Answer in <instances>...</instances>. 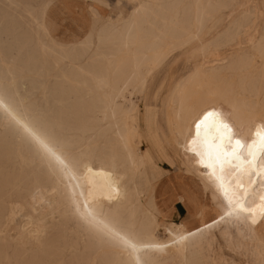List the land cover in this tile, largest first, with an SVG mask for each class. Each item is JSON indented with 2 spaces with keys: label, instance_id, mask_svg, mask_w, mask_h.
<instances>
[{
  "label": "bare ground",
  "instance_id": "1",
  "mask_svg": "<svg viewBox=\"0 0 264 264\" xmlns=\"http://www.w3.org/2000/svg\"><path fill=\"white\" fill-rule=\"evenodd\" d=\"M131 1L127 17L63 33L71 51L51 69L58 0H0V264H193L197 234L208 264H264V0ZM180 50L202 59L171 89L164 143L193 228L159 218L161 172L129 126L132 96ZM207 111L233 130L219 156L203 129L191 143Z\"/></svg>",
  "mask_w": 264,
  "mask_h": 264
},
{
  "label": "rangeland",
  "instance_id": "2",
  "mask_svg": "<svg viewBox=\"0 0 264 264\" xmlns=\"http://www.w3.org/2000/svg\"><path fill=\"white\" fill-rule=\"evenodd\" d=\"M87 2L90 5V29L92 26H99L107 20L116 22L122 17L129 16L136 5L131 0H87ZM98 2L108 7L105 15L96 12L95 7L99 6ZM258 2L262 4V0H258ZM54 31V27L52 26L47 37L48 44L51 47L49 49L50 53L46 56V61L44 63L45 66L51 69L54 68L53 64L58 60L57 56L59 52H70V47L72 46L64 34L57 36L54 34ZM221 51L228 52L229 49L223 48ZM72 58L73 57L66 58L65 62H72ZM60 59L59 63L63 62ZM201 59V56H195L192 53L189 54V52L188 54L185 52L181 53V50L175 52L167 60L165 65L150 77L146 92L142 96L137 94L132 96V99H134L133 101H136L138 105L129 121L133 138L137 142L139 140L142 141L144 148L147 146L152 151L156 168L161 172L160 175L154 179V194H157H155V203L159 218L162 222H181L182 219L187 218V220H189V228L197 226L200 223V218L196 217L190 219L188 217V208L185 204L186 209L184 210V215L176 216L172 214V207L177 199L180 200L179 197L182 192V187H185L188 182L184 179L185 172L178 164L176 157L173 155L172 151L165 146L164 134L168 132V127L166 117L164 118V113L167 109L166 105L170 98L174 83L179 78L191 73L195 68V61H200ZM89 61L90 60H88L86 56H78L77 59H74L76 64L88 63ZM188 186L190 187V185L187 184V187ZM193 190L196 192L199 201L210 204L209 193L206 192L205 194H201L195 189ZM215 215V211H211L208 218H212ZM158 235L159 237L161 236L160 238L162 239L167 238V235L160 229L158 230ZM225 250L227 255H235V253L227 247ZM189 251L193 264H208L207 259L212 256L207 242L199 234L191 239ZM179 261L180 259L177 258L176 262L178 263Z\"/></svg>",
  "mask_w": 264,
  "mask_h": 264
},
{
  "label": "crops",
  "instance_id": "3",
  "mask_svg": "<svg viewBox=\"0 0 264 264\" xmlns=\"http://www.w3.org/2000/svg\"><path fill=\"white\" fill-rule=\"evenodd\" d=\"M98 4L99 6L95 8L101 15H105L108 7L99 2ZM89 6L87 0H58V4L49 11L48 15V20L54 25V34L57 36L63 33L66 35L73 33L83 35L89 31L91 25ZM185 209L184 203L177 199L172 207V214L182 216Z\"/></svg>",
  "mask_w": 264,
  "mask_h": 264
},
{
  "label": "snow or ice",
  "instance_id": "4",
  "mask_svg": "<svg viewBox=\"0 0 264 264\" xmlns=\"http://www.w3.org/2000/svg\"><path fill=\"white\" fill-rule=\"evenodd\" d=\"M196 129V138L192 140V144H196L197 138L201 136V130H204V139L201 143L206 147L208 150V155L211 157L212 152L215 150L217 155L219 156L223 152V142L227 137L229 143L232 141V128L229 124L224 123L220 119V115L213 111H207L203 114L202 118L196 121L195 123ZM215 130V135L212 136L211 140H209V136L211 135L212 130ZM261 141L264 142V134H259ZM219 141V143H216ZM244 147L239 139L235 140V148H233V153L241 148ZM198 155L200 153H197Z\"/></svg>",
  "mask_w": 264,
  "mask_h": 264
}]
</instances>
